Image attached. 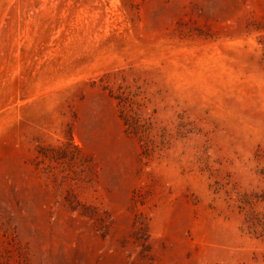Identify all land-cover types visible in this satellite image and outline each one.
I'll return each instance as SVG.
<instances>
[{"label":"rangeland","instance_id":"374dc122","mask_svg":"<svg viewBox=\"0 0 264 264\" xmlns=\"http://www.w3.org/2000/svg\"><path fill=\"white\" fill-rule=\"evenodd\" d=\"M0 264H264V0H0Z\"/></svg>","mask_w":264,"mask_h":264}]
</instances>
